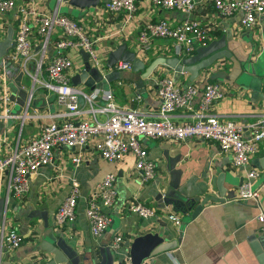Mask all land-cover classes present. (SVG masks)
Here are the masks:
<instances>
[{"label":"crops","instance_id":"0c3cea01","mask_svg":"<svg viewBox=\"0 0 264 264\" xmlns=\"http://www.w3.org/2000/svg\"><path fill=\"white\" fill-rule=\"evenodd\" d=\"M213 1L194 0L195 10L191 19L206 29L210 43L225 38V51L229 58H223L211 68L199 72L193 82L189 81L188 74H176L159 66L144 81L145 93L135 88L140 72L104 69L106 81L102 90L112 93L116 105L155 120L160 108L156 88L159 78H169L181 87L193 85L199 90L215 83L221 87L223 99L211 107L209 114L221 122H232L238 126L263 119L264 13L254 26L245 28L240 25V13L228 18L219 17L214 11ZM104 2L100 0L97 8L84 10L61 0H35L34 5L41 14L49 16L58 11L82 25L95 40L94 51L100 61L99 68L105 67L108 54L121 44H126L129 51H135L145 67L158 58L176 57L172 41L155 40L151 50L143 54L138 49L137 37L147 23L165 20L172 26H178L186 19L185 15L156 8L151 0H136L137 9L132 15L114 14L104 10ZM17 24L13 13H0V42L6 39L10 29L14 34ZM31 24L34 32L32 43L40 59L42 54L37 51L39 40L35 34L37 24ZM60 35L55 30L52 40ZM80 51L67 53L73 63L69 73L72 87V79L84 67ZM51 56L52 49L49 48L43 62ZM90 64L94 68L91 60ZM10 67L6 66L5 76L0 68V158L24 147L53 121V116L65 110L56 96L43 90L39 83L26 76L9 77L16 70L13 64ZM33 68L32 64L30 70ZM74 88L79 93L91 95L83 85ZM20 92L31 94L28 109V99L20 96ZM3 96L10 101L4 104ZM93 102L92 107L87 101L83 106L78 105L81 114L76 121L93 120L91 108L95 112L103 104L100 99ZM199 102L200 95L194 99L192 111L174 112L170 115L171 121L177 125L192 122L194 116L200 114ZM95 117L98 121L105 120V116L99 113ZM244 136L249 138L250 132L245 131ZM100 140V135L90 137L81 150L55 149L52 164L30 176L29 191L21 198L8 194L9 173L0 174V200L5 201L0 238L12 230L24 238L17 249L3 250L1 264H49L54 260L53 252L62 259L59 264H134L131 249L135 240L157 233L163 235L166 242L178 240L179 243L170 251L149 254L140 264H264V235L256 219L260 210L252 201H236L246 175L244 170L234 166L230 153L221 152L216 144L199 139L185 142L143 140L148 159L156 165V177L147 184H141L133 156L126 155L119 162L104 161L95 150ZM76 158L80 160L78 165L72 162ZM246 169L259 173L253 187L259 191L264 213V142L259 144ZM107 174L115 175L116 203L112 208L102 207L111 223L101 237L94 238L85 210L88 199ZM73 180L80 184L76 219L72 224L58 227L54 215L68 195ZM171 200L179 201L184 207L171 204ZM191 201L193 206L188 210L185 204ZM133 203L153 208L157 217L143 220L130 213L127 207ZM169 214L180 219L178 226L167 221ZM117 237H121L122 242L117 249H112ZM153 247L145 246V251Z\"/></svg>","mask_w":264,"mask_h":264},{"label":"built area","instance_id":"2783aa9c","mask_svg":"<svg viewBox=\"0 0 264 264\" xmlns=\"http://www.w3.org/2000/svg\"><path fill=\"white\" fill-rule=\"evenodd\" d=\"M28 1V4H27ZM35 0H0V13H13L18 20L13 34L12 49L7 58L13 64H20L23 76L39 83L40 87L57 98V102L65 110L53 116V121L45 126L40 134L29 141L24 147L16 149L11 154L0 158V174L9 173L8 194L14 198H21L29 191V178L40 168L47 167L53 162V152L59 147L81 150L92 136H101L95 150L99 157L107 162H119L126 155H132L135 160V170L139 174L141 184H147L156 177V165L148 159L143 140L185 142L199 139L214 143L221 152L232 155L236 168L245 171L246 181L239 187L237 202H254L260 210L256 219L260 225V232L264 235V213L261 210L259 191L254 189L253 181L259 178L256 170H247L251 157L257 152L259 144L264 142V118L253 124L238 126L232 122H221L209 114L211 107L223 99L221 87L215 83L207 84L202 90L193 85L181 87L173 80L161 77L156 83L160 100L158 117L147 119L136 110L122 108L114 102L110 91L97 90L91 95L79 93L71 86L69 73L73 68L69 51L82 50L88 54L94 67L99 68L93 40L82 25L55 11L52 15H44L37 11ZM153 6L165 11L179 12L186 19L178 26H172L165 20L147 23L139 31L137 37L138 49L143 54L148 53L155 40H170L176 57L192 56L200 47L210 43V37L205 28L191 19L195 10L194 0H151ZM105 11L109 13L136 12V0H105ZM213 8L221 18H228L236 13L242 15L240 25L245 28L256 24L264 13V0H214ZM36 23L35 34L38 37L37 51L41 52L40 59L36 56L35 45L32 43L33 29L31 23ZM60 32V37L52 40L54 31ZM49 48L52 56L44 61V54ZM33 64L34 68L30 70ZM0 68L4 70L3 61ZM117 71L132 69L131 64L118 63L114 66ZM41 76V79H39ZM92 107L93 101L100 99L103 104L94 112L91 108L93 120L76 121L81 114L78 107V97ZM200 95V114L194 120L183 125L174 124L170 115L178 111H192L194 99ZM4 104L10 100L3 96ZM31 104L29 94L26 108ZM105 116L104 121H98L96 114ZM245 131L250 137L244 136ZM80 164L79 158L72 160ZM80 184L73 180L70 191L62 201L54 215L55 225L62 227L72 224L76 219V207L79 198ZM115 175L107 174L98 184L97 191L88 199L85 216L91 235L101 237L109 228L111 219L102 211V207L112 208L116 203ZM127 210L143 220L157 217V212L140 203H133ZM167 221L178 226L180 219L172 214L167 215ZM24 238L15 231L2 234L0 238V264L3 250L17 249ZM122 242L121 237L114 239L111 248L117 249Z\"/></svg>","mask_w":264,"mask_h":264},{"label":"water","instance_id":"95a60500","mask_svg":"<svg viewBox=\"0 0 264 264\" xmlns=\"http://www.w3.org/2000/svg\"><path fill=\"white\" fill-rule=\"evenodd\" d=\"M63 3L77 8V9H95L99 6L100 0H61ZM13 30H9L7 37L4 41L0 42V62L3 61L4 67H10L13 64L8 58V52L12 49L13 43ZM82 56L84 67L83 70L72 79V84L74 87L83 85L86 90L90 93H93L95 89L102 90V84L106 81L105 76L103 75L104 69L112 70L115 65L118 63H128L132 66V71L134 73H141L140 80L135 84V88L141 92L145 93L144 90V81L150 77V75L157 69V67H165L176 74H188L189 81L193 82L199 75V72L207 70L214 66L216 62L223 58H229V53L225 51V38L222 37L219 41H214L209 43L206 47L198 48L192 56L186 58H158L154 60L148 67H145L144 62L139 59L135 51H129L126 44H121L115 50L110 52L105 61V67L96 68L92 67L89 61L88 54L84 51H80ZM1 64V63H0ZM13 68L16 69L15 72H12L9 77L17 76L22 77V73L19 72L20 64H13ZM11 68V67H10ZM23 95L28 99L29 94L23 92L20 96ZM85 100L82 95L78 97V105L83 106ZM174 201V202H173ZM171 204L176 205L177 207H184V204H180L177 200H171ZM5 205L4 199L0 200V220L3 219V208ZM188 210H191L193 202H187L185 204ZM198 213L194 211V215ZM194 217V216H193ZM189 222V220H187ZM186 222V223H187ZM184 226V225H183ZM183 226L180 227L179 235L180 239L182 236ZM179 241L175 242H166L163 238V235L157 233L154 235L148 234L143 238H138L132 245L131 256L134 264H140L141 260L144 257H147L149 254L156 255L161 252H166L172 250ZM154 245L151 250L145 251V246ZM54 260L49 264H59L62 259L59 258L58 253L53 252Z\"/></svg>","mask_w":264,"mask_h":264},{"label":"rangeland","instance_id":"374dc122","mask_svg":"<svg viewBox=\"0 0 264 264\" xmlns=\"http://www.w3.org/2000/svg\"><path fill=\"white\" fill-rule=\"evenodd\" d=\"M28 83V82H27ZM9 88H10V85H9Z\"/></svg>","mask_w":264,"mask_h":264}]
</instances>
